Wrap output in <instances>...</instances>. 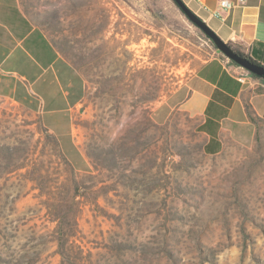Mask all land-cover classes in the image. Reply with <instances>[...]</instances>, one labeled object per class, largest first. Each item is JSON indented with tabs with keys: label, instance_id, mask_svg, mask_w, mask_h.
Returning <instances> with one entry per match:
<instances>
[{
	"label": "rangeland",
	"instance_id": "rangeland-1",
	"mask_svg": "<svg viewBox=\"0 0 264 264\" xmlns=\"http://www.w3.org/2000/svg\"><path fill=\"white\" fill-rule=\"evenodd\" d=\"M22 9L57 62L0 98V264H264V138L207 155L167 104L205 34L171 0Z\"/></svg>",
	"mask_w": 264,
	"mask_h": 264
},
{
	"label": "crops",
	"instance_id": "crops-1",
	"mask_svg": "<svg viewBox=\"0 0 264 264\" xmlns=\"http://www.w3.org/2000/svg\"><path fill=\"white\" fill-rule=\"evenodd\" d=\"M182 2L220 40L264 67V0H243L230 10L221 8L219 0ZM56 62L44 36L30 27L22 0H0V98L26 106L40 104L37 91ZM167 104L195 125L207 155L219 154L229 143L252 144L264 138V79L222 53L205 61Z\"/></svg>",
	"mask_w": 264,
	"mask_h": 264
},
{
	"label": "water",
	"instance_id": "water-1",
	"mask_svg": "<svg viewBox=\"0 0 264 264\" xmlns=\"http://www.w3.org/2000/svg\"><path fill=\"white\" fill-rule=\"evenodd\" d=\"M180 11L185 15V17L194 24L198 29H200L214 44L216 49L222 53L226 58L240 67L247 70L249 73L256 75L264 79V67L256 63L251 62L249 59L239 56L234 53L232 49L206 25V23L194 14L183 2L182 0H173Z\"/></svg>",
	"mask_w": 264,
	"mask_h": 264
},
{
	"label": "trees",
	"instance_id": "trees-1",
	"mask_svg": "<svg viewBox=\"0 0 264 264\" xmlns=\"http://www.w3.org/2000/svg\"><path fill=\"white\" fill-rule=\"evenodd\" d=\"M175 5H176V3L173 1V0H171ZM177 6V5H176ZM178 7V6H177ZM179 9V8H178ZM180 10V9H179ZM184 15V14H183ZM185 16V15H184ZM194 25V24H193ZM195 26V25H194ZM200 30V29H199ZM208 40H210L206 35H204ZM211 41V40H210ZM212 42V41H211ZM213 44V43H212ZM231 49H232V51L234 52V53H236V54H238L239 56H241V57H244V58H247V59H249L251 62H253V63H256L255 61H253L249 56H247L240 48H238V47H236V46H233L231 43H226ZM213 46H214V44H213ZM215 47V46H214ZM256 64H258V63H256ZM259 65V64H258ZM256 76V75H255ZM256 77H258V76H256ZM260 78V77H259ZM248 113H249V116H250V118H253L252 117V115H251V112L248 110ZM62 235H63V233H62Z\"/></svg>",
	"mask_w": 264,
	"mask_h": 264
},
{
	"label": "built area",
	"instance_id": "built-area-1",
	"mask_svg": "<svg viewBox=\"0 0 264 264\" xmlns=\"http://www.w3.org/2000/svg\"><path fill=\"white\" fill-rule=\"evenodd\" d=\"M243 0H239L237 3H232L229 0H219V5L224 10H230L232 9L236 4H242Z\"/></svg>",
	"mask_w": 264,
	"mask_h": 264
}]
</instances>
